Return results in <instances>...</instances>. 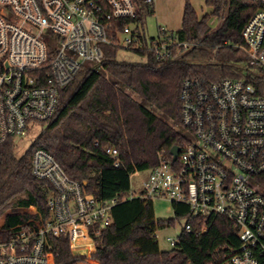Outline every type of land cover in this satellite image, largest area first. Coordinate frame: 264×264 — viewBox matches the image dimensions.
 I'll return each instance as SVG.
<instances>
[{"label": "built area", "instance_id": "obj_1", "mask_svg": "<svg viewBox=\"0 0 264 264\" xmlns=\"http://www.w3.org/2000/svg\"><path fill=\"white\" fill-rule=\"evenodd\" d=\"M253 1L257 8L242 29L240 49L244 71L260 86L243 77L186 79L181 121L192 136H185L174 160L159 153L141 191L130 188L126 196L186 205V233L207 231L217 216L232 221L238 245L225 246L214 264H264V0ZM138 17L135 0H0V143L51 118L60 88L81 67L99 64L106 46L167 59L174 45H188L163 25L148 36ZM105 152L118 166L116 148L108 145ZM32 173L52 185L49 214L33 208L36 222L0 228V264H55L52 241L58 237L85 257L76 264H96L94 237L113 222L117 199L83 191L42 148L32 154Z\"/></svg>", "mask_w": 264, "mask_h": 264}, {"label": "trees", "instance_id": "obj_2", "mask_svg": "<svg viewBox=\"0 0 264 264\" xmlns=\"http://www.w3.org/2000/svg\"><path fill=\"white\" fill-rule=\"evenodd\" d=\"M135 1L141 27L146 30L153 4ZM204 2L212 10L199 17L185 0L181 26L173 33L177 41L188 45H174L170 58L158 59L138 49L139 60H124L118 58V48L106 46L99 64L81 67L60 88L53 115L37 123L39 130L22 153L12 137L0 143L2 232L33 223L26 209H35L43 217L49 214L52 185L32 173V154L42 148L71 179L80 182L83 191L105 200L117 199L111 209L113 222L94 237L91 259L98 264H214L225 246L238 245L235 224L217 216L198 235L186 233L182 226L174 245L160 249L157 230L179 217L189 220L187 206L171 202L174 216L158 219L153 200L126 198L133 173L152 168L159 153L169 155L172 146L185 141L180 92L186 79L209 83L243 77L261 84L244 71L246 57L240 49L242 29L257 8L256 1ZM213 16L219 20L215 28L209 23ZM108 145L117 150L118 166L105 152ZM52 242L55 264L85 260L70 251L66 237Z\"/></svg>", "mask_w": 264, "mask_h": 264}, {"label": "rangeland", "instance_id": "obj_3", "mask_svg": "<svg viewBox=\"0 0 264 264\" xmlns=\"http://www.w3.org/2000/svg\"><path fill=\"white\" fill-rule=\"evenodd\" d=\"M194 9L196 10L199 17L209 13L212 10V7L207 6L204 0H189ZM185 0H156V10L154 14L149 15L146 18V31L148 36L153 37L157 32V25L166 26L169 29H177L181 26L182 10L184 7ZM212 28H215L219 20L216 16L210 18L209 21ZM119 59L136 61L139 60V57L133 53L120 51L118 53ZM258 68L251 69V72H257ZM133 96L137 97L134 93ZM138 98V97H137ZM39 124H32L29 131L20 137H16L15 141L19 153H22L28 145L31 143L32 139L37 134L39 130ZM183 133L186 137L192 136V134L183 129ZM147 170L137 171L131 175V189L135 192L141 191V181L146 177ZM153 208L156 218L158 219H167L174 216L171 201L167 199L155 198L153 199ZM24 212L31 218L33 222L37 221V214L33 211L24 210ZM17 220H13L16 222ZM185 223L184 217H179L174 220L173 224L162 229L157 230L156 236L160 249L166 250L172 247L168 238L176 239L180 233L182 226ZM82 264V263H80ZM88 264V263H87Z\"/></svg>", "mask_w": 264, "mask_h": 264}, {"label": "water", "instance_id": "obj_4", "mask_svg": "<svg viewBox=\"0 0 264 264\" xmlns=\"http://www.w3.org/2000/svg\"><path fill=\"white\" fill-rule=\"evenodd\" d=\"M178 151H179L178 145H174L170 148V154L172 155L173 160L177 157Z\"/></svg>", "mask_w": 264, "mask_h": 264}, {"label": "crops", "instance_id": "obj_5", "mask_svg": "<svg viewBox=\"0 0 264 264\" xmlns=\"http://www.w3.org/2000/svg\"><path fill=\"white\" fill-rule=\"evenodd\" d=\"M153 7H154V13H155V10H156V0H153ZM183 11V10H182ZM178 29V28H177ZM172 30H176V29H172ZM98 264V263H96Z\"/></svg>", "mask_w": 264, "mask_h": 264}]
</instances>
